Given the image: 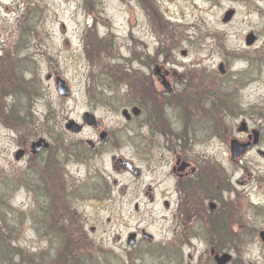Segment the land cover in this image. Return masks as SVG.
<instances>
[{
    "label": "rangeland",
    "instance_id": "rangeland-1",
    "mask_svg": "<svg viewBox=\"0 0 264 264\" xmlns=\"http://www.w3.org/2000/svg\"><path fill=\"white\" fill-rule=\"evenodd\" d=\"M229 11L234 15L225 23ZM251 33L256 41L248 46ZM155 65L165 66L168 81L181 83L177 90L188 100L219 98L220 139L212 138L211 151L205 143L194 152L218 165L214 172L220 188L221 179L230 184L231 191L222 196L231 201L226 209H233L239 221L229 246L232 264H264L257 238L264 194L252 190L255 181L250 178L263 172L264 158L250 151L232 160L225 134L227 128L230 137H238L247 109L250 134L256 130L264 136V0H0V264H216L208 227L207 232L182 231L178 211L164 207L165 200L177 206L175 194H159L165 188L173 191L177 179L160 184L166 171V153L158 149L162 138L154 137L149 149L150 172L132 136L119 148L106 150L103 171L111 196L102 201L77 198L72 209L85 230L83 239L70 247L57 231L46 236L38 232L39 212L55 207L45 204L41 211L33 154L15 159L18 150L29 149L39 138L49 140V130L65 140L95 137L89 130L66 133L70 120L80 121L88 112L108 130L128 135L122 108L135 98L136 83L146 82L154 93ZM57 80L68 85L69 97L58 93ZM113 155L137 160L143 178L116 174ZM69 171L80 181L75 186H85L84 167L74 163ZM148 189L158 194L156 201H150L153 191ZM74 194L80 190L75 188ZM143 229L155 244L132 260L134 243L129 245L128 237Z\"/></svg>",
    "mask_w": 264,
    "mask_h": 264
},
{
    "label": "flooded vegetation",
    "instance_id": "flooded-vegetation-1",
    "mask_svg": "<svg viewBox=\"0 0 264 264\" xmlns=\"http://www.w3.org/2000/svg\"><path fill=\"white\" fill-rule=\"evenodd\" d=\"M169 74L165 70V66L155 65V76L158 82H154L153 94H150L153 89L146 82L140 83V86L136 83L135 98L128 99L131 105L130 103L124 105L121 111L125 120V125L122 128L128 135L122 131L116 133L108 130L104 121L97 119L93 113L88 112L86 114L94 116L95 121L88 123L86 121L88 115L84 114L80 121L70 120L81 128V132L76 134L66 130V133L81 135L85 130H89L93 131L95 137L89 136L78 141L65 140L64 138L60 139L55 132L51 133L49 130V140L39 138L45 142L42 144L44 147L32 157L36 158L38 163V192H41L42 200L40 202L43 201L41 211H44L45 204H51L55 207L45 213L39 212L40 223L37 229L40 234L44 232L46 236L48 233L52 234L53 230L64 234L72 233L61 237L69 247L73 243L77 244V240L81 241L85 227L82 226V228L77 225L78 215L72 209V205L74 206V202L79 201L78 197L102 201L111 196L109 191L112 188L108 183L109 177L103 171L106 165V150L119 148L127 138L132 136L134 145L138 150L143 151L142 163L147 164V171L150 172L149 158L152 157V154L149 149L153 143V138L158 136L164 141L163 146L158 149L166 153L164 158L166 171L160 184L167 185L174 176L177 179L173 191L169 188L159 191L163 198H171L175 194L177 206H173L171 201L164 199V207L168 211L173 209L178 211L182 231L191 229L207 232L205 228L208 227L207 230L211 232L208 244L212 246L211 255L215 263L218 264L216 257L222 256L229 257V261L225 264L233 263L229 246L232 237L236 236L234 232L239 221L236 219L233 209H226L227 205L230 208L231 203L229 202L231 201H226L222 196V193L231 191L230 184L227 179L226 182L225 179H221L223 187L220 188L219 184L215 182L214 172L218 165L216 166L207 155L203 156L201 152H194L195 149L205 148V143L211 142L212 138L220 139L219 119L222 104L219 102V98L214 96L206 97L204 102L201 101L202 98L195 101L193 99L188 100L184 96L183 90H177V86L181 83L175 85L174 82L168 81ZM163 80L167 85L163 83ZM156 85L158 86L156 87ZM160 101L164 104L163 107L160 106ZM202 103H205V107ZM224 113H226L225 108ZM145 126L150 129L147 133L142 129ZM247 126L246 109L245 117L236 130L238 137H230L232 131H228L226 128L225 134L228 132L227 139L230 141L229 149L232 160L247 157V142H250L251 137ZM263 140L264 136L260 134L258 144L252 145L249 152L255 151L264 158ZM233 142L243 145L246 149L245 152L234 157L232 154ZM133 143L130 142L129 144L133 147ZM212 147L213 144L209 143L210 151ZM23 152L24 155L21 160L30 156L31 147L25 148ZM110 160L112 169L116 174H131L136 180L143 178L145 171L138 165L137 160L131 161L116 155L111 156ZM74 163L85 168L86 176L82 180L85 186H75L80 181H78L79 183L76 182L73 174L69 171V166ZM262 164L264 165V162ZM250 178L255 181L252 190L255 189L257 195L264 194V170L258 175L255 174L254 178L250 175ZM112 186H118L116 179L112 180ZM245 186L244 236L247 244V182ZM75 188L80 190L78 196L74 194ZM58 189L61 193H58ZM148 190V192L153 191L149 194L150 201H156L158 194L154 192V189ZM261 210H264V206L261 207ZM262 223L263 227L258 231L257 238L264 248V215ZM91 231L95 232L96 228L92 227ZM133 234L136 242L132 247V260L135 259L134 257L141 256L143 250L150 249L149 247L155 244L154 237L150 236L145 229ZM139 236H142L144 240H140ZM223 248L225 251H221Z\"/></svg>",
    "mask_w": 264,
    "mask_h": 264
},
{
    "label": "water",
    "instance_id": "water-1",
    "mask_svg": "<svg viewBox=\"0 0 264 264\" xmlns=\"http://www.w3.org/2000/svg\"><path fill=\"white\" fill-rule=\"evenodd\" d=\"M233 15H234V12L233 11L227 12L226 15H225V18L223 19V21L225 23L228 22ZM255 41H256V37H255V35L253 33H251V34H249L247 36L246 43H247L248 46L253 45L255 43ZM219 70H220V72L222 74L224 73L223 66L222 65L219 67ZM156 74L158 75V73H156ZM163 81H164L163 83L165 85H167L166 82H165V80H163ZM56 85H57V91H58V93L61 96H63V97H69L70 96V89H69V87H68V85L66 83L62 82L61 80H57ZM86 117H88L86 119V121L88 123H91V122H93L95 120V117H93L91 115H88ZM66 128L68 130H71V131L75 132V133H78V132L81 131V128L77 124H75V122H73V121L69 122V124L66 126ZM253 134L255 136V144H256L258 142L259 132L254 131ZM43 143H45V142H43L41 140V141H39L37 143H34L32 145V152H33V154L39 153V151L44 147V146H42ZM250 147H251V145L250 144H247V150ZM245 150L246 149L244 148V146H241L240 144H238L236 142H233V144H232V154H233V156H238L241 153L245 152ZM23 154H24L23 151H19L15 155V159L16 160H20V158L23 156ZM134 242H135V235L134 234L129 235L128 244L129 245H132ZM216 261H217L218 264H225L226 262L229 261V257L228 256H222L220 258L219 257H216Z\"/></svg>",
    "mask_w": 264,
    "mask_h": 264
},
{
    "label": "trees",
    "instance_id": "trees-1",
    "mask_svg": "<svg viewBox=\"0 0 264 264\" xmlns=\"http://www.w3.org/2000/svg\"><path fill=\"white\" fill-rule=\"evenodd\" d=\"M59 234L61 235V237H62V235L64 234V233H61V232H59ZM62 240H63V238H62ZM77 258L75 257V260H76Z\"/></svg>",
    "mask_w": 264,
    "mask_h": 264
}]
</instances>
